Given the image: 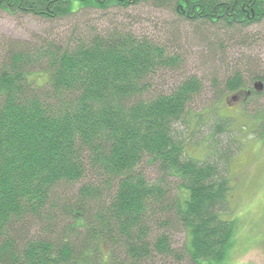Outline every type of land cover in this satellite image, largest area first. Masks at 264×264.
Instances as JSON below:
<instances>
[{
  "label": "trees",
  "instance_id": "1",
  "mask_svg": "<svg viewBox=\"0 0 264 264\" xmlns=\"http://www.w3.org/2000/svg\"><path fill=\"white\" fill-rule=\"evenodd\" d=\"M144 6L179 18L167 40L90 15ZM0 10L69 26L60 40L0 42V264H228L237 140L223 138L231 122L215 106L192 113L194 132L204 82L181 73L180 26L248 40L264 0H0ZM252 61L249 76L229 68L213 89L263 81ZM167 71L180 76L156 83ZM254 83L244 99L260 95ZM210 115L218 122L198 138Z\"/></svg>",
  "mask_w": 264,
  "mask_h": 264
},
{
  "label": "rangeland",
  "instance_id": "2",
  "mask_svg": "<svg viewBox=\"0 0 264 264\" xmlns=\"http://www.w3.org/2000/svg\"><path fill=\"white\" fill-rule=\"evenodd\" d=\"M127 12L129 18L125 16ZM127 12L115 8L109 14L102 15L93 10L90 15L93 24L98 27H108L111 20H115L119 24L130 25L138 34H146L154 39L162 38L163 41L168 39L165 24L179 19L169 10H157L149 6ZM130 17H141L143 21L131 23ZM212 32L215 30L211 26L203 27L200 31L188 23L180 26L181 53L186 62L181 73L198 75L204 82L203 94L190 106L188 120L192 119L190 123L194 125L193 112L204 114L214 106L218 115L230 118L231 125L225 129L223 138H236L237 143L233 149L237 148V151L229 161L233 191L227 215L236 224L235 241L229 253L228 264H264V88L259 96L254 95L241 102V97H245L246 91L255 82H252L253 78L248 80L249 86L245 88V92L228 93L225 87H221L219 91L213 89L215 76L218 80L222 79L230 69H239L240 72L244 71L245 76H249L245 64L252 60L254 73L264 77V22L244 31L245 36H249L248 40L241 39L243 36L238 37L239 34L224 32L216 37ZM68 33L67 22L54 25L32 15L12 16L0 10V42L7 38L31 39L34 35L60 40ZM164 74L162 77L159 74L156 83L165 78L168 85L180 76L178 72L167 71L166 76ZM262 82L264 84V80ZM211 115L208 122L202 124V132L197 134L198 138L203 137L206 129L218 122L216 115L217 118L211 121ZM190 152L203 158L205 148L192 147ZM146 168L148 173L153 170L152 166Z\"/></svg>",
  "mask_w": 264,
  "mask_h": 264
},
{
  "label": "water",
  "instance_id": "3",
  "mask_svg": "<svg viewBox=\"0 0 264 264\" xmlns=\"http://www.w3.org/2000/svg\"><path fill=\"white\" fill-rule=\"evenodd\" d=\"M254 87L258 92H261L264 88V84L261 80H258V81H255ZM236 99H237V97H236Z\"/></svg>",
  "mask_w": 264,
  "mask_h": 264
},
{
  "label": "flooded vegetation",
  "instance_id": "4",
  "mask_svg": "<svg viewBox=\"0 0 264 264\" xmlns=\"http://www.w3.org/2000/svg\"><path fill=\"white\" fill-rule=\"evenodd\" d=\"M243 99H244V97L242 98V100H243ZM242 100H241V101H242ZM241 101H239V102H241Z\"/></svg>",
  "mask_w": 264,
  "mask_h": 264
}]
</instances>
